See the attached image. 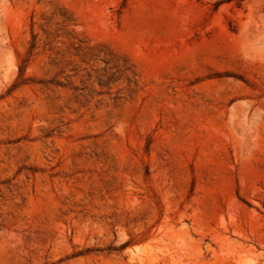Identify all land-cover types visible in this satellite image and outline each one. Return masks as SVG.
Returning a JSON list of instances; mask_svg holds the SVG:
<instances>
[{"label": "rangeland", "instance_id": "obj_1", "mask_svg": "<svg viewBox=\"0 0 264 264\" xmlns=\"http://www.w3.org/2000/svg\"><path fill=\"white\" fill-rule=\"evenodd\" d=\"M0 264H264V0H0Z\"/></svg>", "mask_w": 264, "mask_h": 264}]
</instances>
